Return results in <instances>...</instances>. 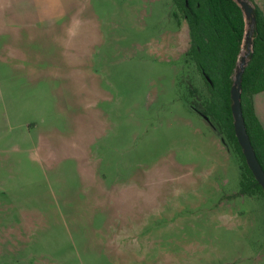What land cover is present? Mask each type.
I'll return each mask as SVG.
<instances>
[{
	"label": "rangeland",
	"instance_id": "obj_1",
	"mask_svg": "<svg viewBox=\"0 0 264 264\" xmlns=\"http://www.w3.org/2000/svg\"><path fill=\"white\" fill-rule=\"evenodd\" d=\"M17 2L44 24L43 153L2 36L0 264H264V199L238 193L236 154L182 99L204 89L170 1L0 5Z\"/></svg>",
	"mask_w": 264,
	"mask_h": 264
},
{
	"label": "trees",
	"instance_id": "obj_2",
	"mask_svg": "<svg viewBox=\"0 0 264 264\" xmlns=\"http://www.w3.org/2000/svg\"><path fill=\"white\" fill-rule=\"evenodd\" d=\"M176 24L184 20L188 42L184 60L191 64L203 83L202 104L195 105V86L186 88L183 101L213 122L239 161L238 193L249 197L264 192L247 168L233 130L229 88L237 59L244 49L246 64L240 78V108L245 130L255 157L264 171V129L253 107V96L264 91V14L251 4L254 23L249 34L251 50L243 44L248 29L241 9L233 0H169Z\"/></svg>",
	"mask_w": 264,
	"mask_h": 264
},
{
	"label": "crops",
	"instance_id": "obj_3",
	"mask_svg": "<svg viewBox=\"0 0 264 264\" xmlns=\"http://www.w3.org/2000/svg\"><path fill=\"white\" fill-rule=\"evenodd\" d=\"M17 3L19 5H0V12L4 15L0 17V37H5L8 43L7 47H5L7 52L6 56L10 59L8 65L6 66V68H8L7 73L11 74V72H13L14 74L21 75L23 72L25 74L24 77L26 87L28 86V88H30V91L27 92L28 100L26 99L23 105L25 109L31 107L34 113L31 114L33 118L26 120V123H23V127L27 130V128L30 127L31 121H35L36 119L34 126L35 130H37L40 126L44 108L42 93L43 85L41 83L40 86L38 83L43 79L42 59L44 54L42 47H40V43L43 38L44 24L42 19H30L27 16L26 11L28 6L24 5L25 2L23 5L19 2ZM174 35L179 39L181 49H185L188 42V35L187 26L184 20H180L179 24H176ZM28 43L33 44L28 45ZM257 94L253 96V107L254 112L264 129V110L257 107L255 97ZM37 131V147L40 145L41 152L43 153L42 133L39 130ZM83 137H85V134H83ZM68 147L76 148L77 144L74 140L73 142L69 141ZM87 147L89 148V145ZM78 148L79 151L86 152V145H81Z\"/></svg>",
	"mask_w": 264,
	"mask_h": 264
},
{
	"label": "water",
	"instance_id": "obj_4",
	"mask_svg": "<svg viewBox=\"0 0 264 264\" xmlns=\"http://www.w3.org/2000/svg\"><path fill=\"white\" fill-rule=\"evenodd\" d=\"M238 7L241 9L243 18L247 21L246 25L248 29L243 34V44L245 45L247 50H251L250 45V37L249 34L252 31V26L254 23V17L252 16V7L246 0H233ZM246 53L243 56H239L237 59L236 67L234 73L232 75V83L229 88V109L230 114L232 117V130L236 139L238 146L240 147L241 154L243 156L244 162L249 169L252 177L256 181V183L260 186L262 191L264 192V171L262 170L261 166L259 165L252 146L249 142L244 121L241 113L240 108V78L242 74V70L246 64ZM208 124V118L203 115L199 114Z\"/></svg>",
	"mask_w": 264,
	"mask_h": 264
}]
</instances>
